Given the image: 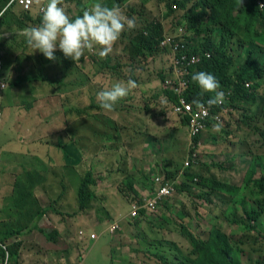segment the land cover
I'll use <instances>...</instances> for the list:
<instances>
[{"label":"rangeland","instance_id":"rangeland-1","mask_svg":"<svg viewBox=\"0 0 264 264\" xmlns=\"http://www.w3.org/2000/svg\"><path fill=\"white\" fill-rule=\"evenodd\" d=\"M42 1L47 3V0ZM83 1L87 3L88 0ZM41 4H37L36 0H34V7L30 11L33 17H37L40 13L42 14L39 9ZM134 6L138 8L136 13L130 9L131 7L134 8ZM140 6L141 0H129L125 5L117 3L115 6L119 7L122 14L126 17H135L137 27L132 30H128L125 27L122 32L123 35H129L132 40H134V35L147 24V22L141 21V18L162 22L164 13H167L164 0H149L146 2L145 7ZM63 7H66V5L63 4ZM69 10L70 13L66 11L69 17L72 13L79 10L77 0L69 1ZM173 24L175 25L171 19H168L165 26L171 27ZM8 34L17 36L20 35V30H15V28L9 30L7 26L0 28V40H8L6 38ZM23 36L26 37L25 35ZM202 38L203 35H197L194 30L190 29L186 32L182 26L179 27L178 33L173 35L171 31L163 30V38L161 40H165L166 45L163 48L167 47V50L163 52L161 50L155 57H148L147 60L141 57L134 58V55L130 52V48H132L131 39L120 38L118 44L116 46V43L114 44L115 50L113 49L110 54L109 61L108 58L102 59L99 57V46L94 47L95 55L90 56L89 60H83L82 58L89 52L85 50L82 60L74 61L76 63L74 66H78L81 71L98 70L99 68L97 69L95 61H99L102 64L107 62V68L104 69L107 74V80L111 81L112 84L117 82L126 84L122 80L123 77L120 75L119 77L122 78L120 79L118 74H115L116 72L112 69L118 59V63L120 62L119 74L135 75L137 87L132 89L128 96L121 99L112 111H105L100 107V110L95 109L96 112H93L92 116H85L84 118H80V114H73V117H67L66 119V109L60 107L61 103L57 100H54L51 105L52 111L47 113L46 118L42 119L40 117L38 112L40 100L51 96L52 94H50L49 90L53 86H59L69 77L59 58H56L54 65L50 66L53 69L43 73V63L46 61L42 60L41 65L40 60H33V57L43 59L45 56L39 50L34 51V49L29 47L26 39L22 41L20 47L17 48L18 50L11 45L10 47L4 45L2 50H0V78L6 84V88L0 91V148L8 153H17L0 156V181H4L5 178V169H3L5 165L13 166L17 170L24 165L27 168L26 172H28L39 169L40 163L44 162L46 168H49L51 163H55L51 158L52 154H65L62 147L64 142H60V139H64L60 135H67L68 139L72 137L76 139V142L70 139L73 145L75 143L79 145L80 152L75 149L74 154H85L87 152L86 154H92L91 159L93 161L88 165L86 161L82 162L83 159L76 160L73 165L78 168V170L76 169L77 173L73 169H65V177L72 183L63 185L65 188L63 189L66 191V194H63V198L65 196L67 198L60 199L57 205L59 206L68 199L70 209H76L72 191H78L77 178L79 176L83 177L89 171L98 175L97 177L102 176L104 173L103 175H107L109 180L114 183L110 188L109 196L110 202L113 203L116 211L110 210L108 212L110 218L105 217V213L102 212V205L97 202L91 204L87 211L83 210L86 218H84L82 223L79 221L70 222L67 215H64V221L70 222L72 225L67 224V228L65 226L63 229L67 231H63V224H61L59 230H62V233L58 232V239L52 241V245L68 249L78 246L79 250H75L71 258H74L76 264H158L162 252L169 253L170 258H174L179 251L187 253L191 250V245L180 233L181 228L179 225H186L184 222L187 221L193 227L194 231H192L200 239L199 230L203 224L207 222L221 224V220L218 217L223 215V209L219 207L220 204L217 200L210 198V201H208L207 194L199 189V186L194 187L191 190V194L180 192L176 189L171 196L173 201L170 203V208L164 207V205L161 206L159 203L157 209L150 212L151 215H148L149 219L142 220L138 226H135V223L132 225L134 221L128 215L130 205L139 202V197L142 200L144 196L149 197L152 195L155 191L154 179L156 177H167L166 171L179 172L178 178L174 179L177 185L181 184L183 179H186L184 172L187 168L186 171H191L195 174L198 173L205 177H210L214 174L216 177L221 176L229 184H238L243 180L245 169L249 165V159H246L243 154L264 155V145L260 137V130H264V118H261L264 108V86L258 91L257 98L255 97L247 102H237L234 107L232 106L233 108H230L229 112L224 115V123L222 121V127L219 132L213 131V127L207 128L200 137L198 148L192 143L193 136L190 124L188 123L187 125L183 118L176 115L173 112V105L168 103L169 97L161 87L160 74L164 75L165 72L166 77H168L173 73L172 55L175 53L174 49L177 44L182 43V40L185 43L192 41L198 43ZM231 48L236 56V62L230 69V75H233L246 62L248 48L241 46L237 42L232 43ZM3 50L7 53H14L15 59H18L20 63L18 66L19 71L26 74L22 75L14 72L15 78L13 80L18 78L23 80L18 86L12 85L11 71H5L2 66V64L4 65L3 55H5ZM54 55L58 57L64 56L59 48H57ZM27 60L34 64L33 69L27 67ZM87 61L90 63H87ZM12 62V60L9 61L10 64ZM262 65L264 66V62H262ZM41 74H45L48 79L45 83L39 82L32 85L34 90L32 94L30 85L26 84L29 82H26L25 79L35 77L40 79L42 77ZM261 81L264 82V76ZM219 85L218 91L222 92L224 99L227 100L230 97L227 91L231 90L221 84ZM66 87L60 91H63L62 97H66L67 90H64ZM159 93L163 94L162 98L159 97ZM206 93L202 90L200 97L202 99L205 98ZM154 98L156 99L154 100ZM60 101L64 102V99L61 98ZM95 104L100 106L98 100L95 101ZM35 105L37 108L33 109L34 115L28 114L27 116V108H33ZM147 108H150V110L147 111ZM20 112L25 114L24 117L28 119V123L36 130L33 131L36 133L37 139L34 145H31V142L24 141L22 130L26 131V128L15 126L16 115ZM58 113L64 114V117L59 118L57 116ZM247 113L249 115H258L259 118L250 122L251 125L256 124L258 129L253 130L248 126ZM73 121L75 122L73 123ZM76 123L79 124L78 130L72 131L71 128ZM62 125L64 127L59 129L62 132L59 134L55 133L54 131ZM85 125L88 127L86 128ZM86 129L88 130L86 131ZM86 132L91 134L88 140H86ZM242 141H246V144ZM192 149L200 156L198 160H201L202 164L199 163L196 166L192 164L191 167H187L186 163ZM1 154L2 152L0 151ZM47 154H49L48 158ZM179 166L182 167L178 169ZM23 177L24 172L19 178ZM126 177L127 180H125ZM129 177L135 183H132ZM48 184H50V177L44 175L42 186L46 187ZM132 186L134 187L132 188ZM47 188L49 189L50 187ZM118 189L129 198L124 196L125 200L122 201ZM134 190L137 191L135 196ZM50 198L53 201L58 199L56 197ZM117 213H120V215L117 216ZM179 214H181V217ZM11 217L12 215L9 217L6 214L5 218ZM87 218L89 222H87ZM47 222L48 230H50L49 227L50 225L53 227L54 222L49 220ZM115 222L120 223L122 229L120 232L111 234L107 229ZM21 223L23 222L0 224V231L11 230L13 232L19 228L17 226ZM44 225V223L41 224L39 228H36L31 238L26 239L27 242H31L32 246L38 247L42 251H45L47 245L52 246L44 242L43 238L45 237H41L42 234H45L48 240V235L50 234L47 233L48 230H42ZM224 228L228 229V224H225ZM30 229L32 230L31 226H28L24 230ZM80 231L85 232V235L80 236ZM91 233L98 235L96 241L89 239ZM205 237L207 236L205 235ZM159 241H162V243H159ZM245 242L248 243L246 240ZM66 244L68 246H65ZM172 244L177 245V249L174 252L172 251ZM3 245H0L4 252L2 254L0 252V263L7 255L5 252L6 248L11 256L17 253L22 243L16 239H6ZM136 248H140L142 252L140 250L138 252ZM245 248H248V245L244 247V250ZM53 259H55L54 256ZM178 263L183 264L180 261ZM60 264H68V260L60 262Z\"/></svg>","mask_w":264,"mask_h":264},{"label":"trees","instance_id":"trees-1","mask_svg":"<svg viewBox=\"0 0 264 264\" xmlns=\"http://www.w3.org/2000/svg\"><path fill=\"white\" fill-rule=\"evenodd\" d=\"M10 1L11 0H0V28L7 26L9 30L15 28V30L23 31L26 28L39 26L41 24V13L37 17H33L30 12L31 10H18L15 3L6 10ZM69 1L71 0H63V4L66 5L64 8L68 13H70ZM128 1L129 0H88L87 3H85L83 0H77L79 10L72 13L70 18L72 17V19H74L76 16L82 15L84 9L90 8L97 2L108 7H115L117 3L125 5ZM147 1L149 0H141L140 7H145ZM164 2L167 13H164L162 22L141 18V21H145L147 24L134 35V40H132L129 35H123L121 33L120 38L126 40L131 39L130 43L132 48H130V52L134 55V58L141 57L147 60L148 57H155L161 50L162 52L167 50L161 46L163 30L167 29L168 32L171 31L173 35L177 34L179 27L182 26L185 28L186 32L190 29L194 30L197 35H203V38L198 43L190 42V44H188V47H190L187 51L188 54L201 55L203 59V61L191 69L190 86L187 92L188 99H202L200 97L202 95L201 88L192 80V75L198 71L211 73L216 77L219 84L231 90L230 101L222 108H215L213 110L214 112H223L225 108L234 107L237 102H247L255 97L257 98L258 91L264 86V82L261 81L264 76V66L262 65V62H264V10L260 11L262 8L257 4V1L242 0L240 3V0H164ZM130 9L136 13L138 8L134 6V8L131 7ZM168 19H171L175 25L173 24L171 27H166L165 23ZM24 39H26V37L20 35L11 36L8 40L2 39L0 40V50H2L4 45H8L9 47L11 45L17 49ZM234 42H237L241 46H245L248 50L246 62L240 66L236 74L230 75V69L236 62V56L233 54V49L231 48V44ZM117 44L118 41L115 46ZM115 46L113 48L114 50ZM3 53H5V55H3L4 65L2 64V66L5 71H11L10 78H12V80L15 78L14 72L26 75L19 71L18 66L20 63L18 59H15L13 52L7 53L3 50ZM95 54L93 51H89L82 59L89 60V57ZM56 58L61 60L62 66L65 67L69 77L59 86H53L52 89L49 90L50 94H52L51 96L44 97L40 100L41 103L39 102L40 105H38L40 117L45 119L47 113L52 111L51 105L54 100L59 101L61 103L60 107L66 109V119L67 117H73V114H80V118H83L85 115L92 116L93 112H96L95 109L100 110V106L96 104L93 106L83 105L81 96L83 95V89L87 91V95L91 93L92 97H95V94L97 95L99 91H93L99 83L103 84L104 80L107 79V74L104 71V69L107 68L106 63L102 64L99 61H95L97 69L99 68L98 70L92 69L83 72L78 66H74L76 63L70 58H65L64 56H56ZM34 59L40 60L41 65L42 60L46 61L43 63V73L53 69L50 66L54 65L55 60L50 61L46 57H43V59L33 57V60ZM10 60L13 61L12 64L9 63ZM87 63L90 62L87 61ZM119 64L120 62L118 63L117 59L116 64L113 65L112 68L116 72L115 74H119ZM26 65L30 69L34 68V64H32L30 60H27ZM78 65L80 64L78 63ZM41 75L42 77L40 79L38 77L25 79L26 82H29L26 84L30 85L32 94L34 92L32 85L39 82L45 83L48 79V77H45V74ZM119 75L123 77L125 82H127L128 79L137 82L135 75L131 76L123 73ZM166 78L165 72L164 75L160 74L159 79L161 85H164ZM94 79L96 81H94ZM22 82L23 80L18 78L17 80H13L12 85L18 86ZM248 83L251 84L250 88L246 87ZM49 84L51 83L49 82ZM64 87H66L64 90L74 92V97L78 102L75 106H71L69 98L62 97L63 91H60ZM164 92L168 95L169 102L176 104L177 96L171 91L165 90ZM206 94V97L214 96V94L210 92ZM61 98L64 99V102L60 101ZM35 108H37L36 105L31 109L33 110ZM246 115L249 122L248 126L253 130L258 129L256 124L251 125L250 123L259 118L258 115H249L248 113ZM180 117L183 118L188 125L189 118L187 116ZM261 118H264V108ZM68 123L70 122L68 121ZM260 137L264 145V130L262 129L260 130ZM192 141L196 148H198V140L193 139ZM244 144H246V141ZM75 145L78 146L76 143ZM194 153H196V151L192 149L189 156V159L193 161L192 164H194V166L199 163L202 164V161L198 160L200 156L195 154L196 156L194 157ZM243 156L249 159V165L245 169L243 180L238 184H229L224 181L221 176L216 177L214 174L210 177H205L198 173L195 174L191 171H186L187 168L184 172L186 179H183L182 183L177 185L174 179L176 180L178 178L179 172L166 171L167 177L164 176L166 178L165 181L171 183L175 189L180 192H188L191 194V190L199 186V189L207 194L206 197H208V201H210V198H214L218 201L220 204L219 207L223 209V215L218 217L221 220V224L218 225L216 223L207 222L201 226L199 230L200 239H198L199 236L193 232V227L188 224L187 221L184 222L187 226L180 224V233L189 241L191 250L187 253L179 251L178 254H175L174 258H170L169 253L162 252L158 264H181L178 263V261L183 264H264V155L243 154ZM181 167L182 166H179L178 169ZM130 179L132 183H135L132 178ZM77 181L79 212L83 210L87 211L91 202L95 201L97 198L96 193L91 187L96 185L98 180L95 179L94 174L89 171L83 177L79 176ZM133 187L134 186H132V188ZM133 192L134 196L137 195L136 190ZM140 198L141 197L138 199L139 202L142 201ZM171 198L172 197L163 198L160 203L161 206L164 205V207L170 208V203L173 201ZM131 208L132 204L129 210H131ZM102 211L104 210L102 209ZM104 212H106V210ZM148 215H151L150 212L142 211L140 217L132 219V221H134L132 225L135 223V226H138L142 220L149 219ZM179 216L181 217V214H179ZM72 217H74V215H72ZM24 223L25 222L17 226L20 231H25L24 229L31 224V222ZM223 223L228 224V229L224 228L225 224ZM207 224L208 226H206ZM31 228L34 229V226L32 225ZM20 231L18 235H20ZM58 232L59 229L53 233V238L50 237V233L48 239H54L56 241L58 239ZM11 235H13L11 230L6 232L0 231V243L3 245L6 239L11 240L12 238H9ZM205 235L207 237L204 238ZM45 237L47 238L46 235ZM245 240L248 241V243L245 242ZM159 243H162V241H159ZM247 245L248 250H244V247ZM172 246V251H176L177 245L172 244ZM136 250L142 252L140 248H136ZM0 252L1 254L4 253L2 247H0ZM169 252L171 251L169 250ZM11 256L13 257L11 264H18L19 253H14ZM136 256L139 257L137 254Z\"/></svg>","mask_w":264,"mask_h":264},{"label":"crops","instance_id":"crops-1","mask_svg":"<svg viewBox=\"0 0 264 264\" xmlns=\"http://www.w3.org/2000/svg\"><path fill=\"white\" fill-rule=\"evenodd\" d=\"M11 1L8 3L6 10L12 4L15 3L17 5L18 10L25 11L19 4H17V2H14L10 5ZM24 31L25 30L20 31V36L24 35ZM8 36L7 37L5 36V37L9 39L11 36L10 34H8ZM110 54L106 57L108 58V61L110 59ZM118 76L120 75L118 74ZM94 81L96 80L94 79ZM113 85L114 84H112L111 81L105 79L103 84L99 83L93 92H95L96 90L101 91L105 89H110ZM74 95H75L74 92L67 90L66 98H69L72 106H75V104L78 103ZM162 95L159 93V97L162 98ZM81 97H82L83 105H87V106H93L95 104V101L97 100L96 94H95V97H92V93L87 95V91L85 89H83V95ZM156 97L158 98V96ZM155 99L156 98H154V100ZM149 110L150 108H147V111ZM20 113H17L16 115L15 126L25 127L26 131L22 130V133L24 135V141L31 142L30 144L34 145L37 139H36V133L33 131H36V130L30 123H28L27 121L28 119L24 117L25 114L22 112ZM28 114L32 116L34 115L33 110L31 108L27 109L26 115L28 116ZM20 116L21 118H19ZM57 116L61 118V117H64V114L58 113ZM74 122L75 121H73V123ZM79 124L77 123L74 124L71 130L72 131L78 130ZM63 127H64L63 125L59 126L57 130H55L54 132L58 134L61 133L62 131L60 132L59 129ZM85 127L87 128L88 126L85 125ZM87 130L88 129H86V131ZM85 136H86V140H88L91 134L89 132H86ZM60 137H63L64 139V140L60 139V142H64V145L62 147L65 151L64 152L65 154H52L53 156L51 158L54 160L55 163L54 164L51 163L49 168H46V165L44 162L40 163L39 169L30 170L28 172H26L27 168L24 165H22L19 170L9 165H5L3 167V169H5V178H4V181L2 182L0 181V224H10L11 222H25V223L31 222L30 226L32 225L34 226V229L32 228V230L30 229V230L20 231L19 229H16L15 231H13V235H11V238H12L11 240L16 239L20 243H22L21 247L17 251V253H19L18 264H60V262H65L67 260H68V264H76L74 261V258L73 259L71 258L74 255L73 252L75 250L76 251L79 250L78 246H74L75 248H72V249H68L66 247H55L54 245H52L53 244L52 241H55V240L54 239L47 240L44 234L41 235V237H45L43 238L44 242L52 245V246H49L46 244L47 247L45 248V251L39 250L38 247L32 246L31 242L26 241V239L28 240V238H31L36 228H39L41 224L43 223L45 224L42 230L44 231L48 230V222H47L48 220L54 222L53 227H51L50 225L49 227L50 230L47 231L48 233H51L50 237L53 238V233L59 228H61V224H63V227H62V230H63L65 226L67 228V224L72 225L70 222L75 223L76 221H79L80 223H82L84 221V218H86L84 216V211L79 212V206H78V201H77V190L72 191L73 198L76 203L75 210L70 209L68 199H66V201H64V203H61L59 206L57 205V203L60 201V199L63 200L67 198L66 196L65 198H63V194L64 193L66 194V191L64 190L65 188L63 187V185L65 183L67 185L69 183H72V181L66 179L65 169L66 168L68 170L73 169L75 173H77L76 169L78 170V168H75V166L73 165L75 161L78 159L80 160L83 159L82 162L86 161V164L90 165V163L93 161L91 159L92 154H86L87 152L85 154H74L75 149H77L80 152V149L78 147L79 145L78 146H76L75 144L73 145L72 142H70V139H72L73 142H76V139L73 137L68 139L67 135L65 137L63 135H60ZM21 140L22 138L20 139V142ZM0 151L2 152L0 156H3L4 154H17L15 152L13 153L5 152L1 148H0ZM48 157H49V154H47V158ZM43 159L45 158L43 157ZM23 172H24V177L19 178L20 176H22ZM90 172L93 173L92 171ZM103 174L102 176H99V177H97L98 175L94 174L95 179H99V180L96 183V185L91 187L97 196L96 200L91 202V204L96 203V202L101 204L103 207V210L104 211L106 210V212L102 211L105 213V217L110 218L108 216V212L110 210H115V206H113V203L110 202V196H109L110 188L114 183L109 180V177L107 175H103ZM44 175L50 177V184H48L46 187L42 186L44 182ZM126 179L127 177L125 178V180ZM47 187H50V188L48 189ZM141 190H144V189H141ZM118 191L121 195L120 197L122 201H124L125 195L119 189ZM50 197L52 198L56 197L58 199L56 201H53ZM125 197L129 198L128 196H125ZM108 199H109V202H108ZM6 214H8L9 217L12 215V217L5 218ZM65 214L67 215L70 222L64 221ZM72 215H74V217H72ZM119 215L120 213H117V216ZM6 219H8V221H6ZM87 222H89L88 218H87ZM62 230H59V232L62 233ZM107 230L109 231V228ZM19 231H20V235H18ZM63 231H67V230L65 229ZM26 236H29V237H26ZM65 246H68V244H66ZM245 250H248V248H245ZM52 253H54V255H52ZM53 256L55 257V259H53ZM53 260H55V262H53Z\"/></svg>","mask_w":264,"mask_h":264},{"label":"clouds","instance_id":"clouds-1","mask_svg":"<svg viewBox=\"0 0 264 264\" xmlns=\"http://www.w3.org/2000/svg\"><path fill=\"white\" fill-rule=\"evenodd\" d=\"M256 1L257 4L262 8L260 11H263L264 5L262 7L259 4V0ZM241 2L242 0H240V3ZM36 3L41 4L42 0H36ZM62 5L63 0H47L46 6L42 8L41 24L39 26L26 28L24 31L28 46L34 49V51L39 50V52L50 61L56 60L54 53L56 52L57 48H59L66 58H70L71 60L77 62L80 61L84 56L85 50L95 52L94 47L99 46V57L102 59L106 58L113 51V46L119 40L121 33L125 30V27H127L128 30H132L137 27L135 17H126L122 14L119 7H108L97 2L90 8L84 9L82 11V15L76 16L74 19H72L69 17ZM188 43L190 44V42ZM192 80L197 83L204 92L215 94L213 97H209L210 99L208 100V107L223 103L224 94L218 91L220 85L214 75L208 72L198 71L192 75ZM248 84L249 87H247V85L246 87L250 88L251 84ZM136 87V81L128 79L126 84L117 82L110 89L99 91L97 93V100L100 103V107L105 111H112L115 105L121 99L128 96L129 92ZM161 87L164 91L167 90L165 88V82L164 85H161ZM228 93L231 94V91L228 90L227 94ZM230 97L226 104L230 101ZM168 103H170L169 100ZM194 103L197 105V107H203L199 101ZM171 104L172 103H170V105ZM172 105L174 106L175 104ZM230 108L233 107H228L227 109ZM213 113L216 112L213 111ZM221 124L210 121L207 124V128L213 127V131L219 132L222 127ZM146 197L147 196H144L142 201ZM128 215L131 219H135L131 217L130 212ZM115 223L119 224V231H121V224L118 222ZM93 234L97 235L96 233ZM5 252L6 254H9L7 248ZM9 257L11 264L13 257L10 256V254Z\"/></svg>","mask_w":264,"mask_h":264},{"label":"built area","instance_id":"built-area-1","mask_svg":"<svg viewBox=\"0 0 264 264\" xmlns=\"http://www.w3.org/2000/svg\"><path fill=\"white\" fill-rule=\"evenodd\" d=\"M14 2H17V4H19L25 11H30L34 7V0H12L10 5ZM259 4L262 7L264 5L262 0H259ZM44 6H46V2L42 1V4L40 6L41 12ZM188 44L189 43H185L182 40V43H179L175 46L174 49L175 53L172 55L173 73L167 77L165 81V88L167 90L172 91L174 95L177 96V102L173 106V112L178 116H187L189 118V124L192 131L193 139L198 140L199 142L200 136L207 129L208 122L214 121L216 123H220V124L222 123L223 116L226 113H228L230 109L225 108L223 112L216 111V113H213V110L215 108L224 107V105L229 100V98L227 100L224 99L222 104L214 105L211 107H208V100L210 99L209 97H205L199 100L188 99L187 92L190 86L191 69L194 66H197L198 63L203 61L201 55L188 54L187 51L190 48L188 47ZM165 45H166L165 40H162L161 46H165ZM247 87H249V84H247ZM5 88H6V84L0 78V91H3ZM228 94L231 96L230 93ZM196 101H199V103L203 105V107H197V105L194 103ZM0 121H1V116H0ZM195 154L196 153L193 154L194 157ZM192 163L193 161L188 159L186 163L187 167H191ZM165 179H166L165 177H156L154 179L155 191L153 195L144 198L141 203L139 202L132 204V208L130 210V215L132 218L139 217L143 210H146L147 212L155 211L159 203L162 202L163 198L171 197L175 193L176 191L175 187L171 183L165 181ZM119 230H120V226L117 223L113 224L109 228V232L111 234H114ZM84 235L85 233L81 231L80 236H84ZM90 239L97 240L98 236L95 234H91ZM0 264H10L9 254H7L4 261H2Z\"/></svg>","mask_w":264,"mask_h":264}]
</instances>
